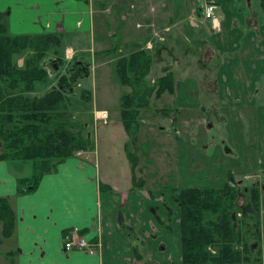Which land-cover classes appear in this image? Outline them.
<instances>
[{
    "label": "crops",
    "instance_id": "0c3cea01",
    "mask_svg": "<svg viewBox=\"0 0 264 264\" xmlns=\"http://www.w3.org/2000/svg\"><path fill=\"white\" fill-rule=\"evenodd\" d=\"M203 1L0 0V12L7 13L10 34L62 35L65 63L83 62L89 75L90 68L96 64L108 67L114 55L125 56L146 49L148 42L155 49V55L160 50L181 45L183 48L179 49H189V59L194 64L198 59L195 55H204L207 48L204 49L206 45L203 42L208 40L214 49L213 56L202 68L212 67L215 80L208 82L205 91L212 92L217 104L224 108L254 109L257 144L261 145L259 157L255 156L250 164L255 165L252 174H257L258 170L262 175L264 107L254 108V104L258 93L256 83L264 82V65H260L263 64L261 61L264 62V24L249 21L245 13L239 11L236 0H209L217 2L223 13L220 31L212 32L201 17L194 21L189 19L190 11ZM153 31L160 32L164 40L152 37ZM192 41L197 44V54L190 46ZM45 61L53 64L51 59L46 58ZM110 73V77L105 74L102 81L110 82L114 71L110 70ZM110 87L115 88L113 82ZM202 91L199 78L177 79L173 104L178 108H201ZM212 111L217 118L218 108L215 106ZM109 115V120L105 121L107 138H104L103 128L100 140L94 139L98 145L108 143L103 155L93 147V150L85 151L92 155L66 158L51 173L43 175L29 192L17 194V181L30 176L29 167L0 160V197L8 198L16 219L9 238L13 245L3 251L12 259L6 262L0 258V264H182L179 209L172 201L175 193L171 190L180 188V182L179 185L159 186V178H163L167 170L163 164L164 155H157L155 147L144 152L138 146V151L126 152L128 137L119 113ZM139 119L142 124L146 123ZM144 131L153 132L155 129L149 127L139 130L138 134L142 133L143 137ZM176 133L172 132V137H176ZM168 139L167 153L176 156L171 153V149L175 150V141L170 135ZM114 144L120 153L115 152ZM160 156L162 162L159 161ZM171 171L177 174L178 169ZM235 176L237 180L242 177ZM263 178L264 175L262 182ZM140 180L143 181L142 186ZM163 201L174 213L171 219L167 217ZM260 202L264 212V191ZM120 211L123 221L143 241V246H138L137 250L117 223ZM98 213L102 219L100 255L65 251L63 243L74 229L86 239H94ZM261 234L264 242V224ZM4 243L2 240L0 246ZM261 256L259 264H264V251Z\"/></svg>",
    "mask_w": 264,
    "mask_h": 264
},
{
    "label": "trees",
    "instance_id": "16d2710c",
    "mask_svg": "<svg viewBox=\"0 0 264 264\" xmlns=\"http://www.w3.org/2000/svg\"><path fill=\"white\" fill-rule=\"evenodd\" d=\"M7 18L6 12H0V160L30 162L31 176L17 181L20 195L33 190L43 175L74 151L93 150L88 145V133L80 134L71 118L72 109L87 111L92 93L90 88L76 89V97L75 84L85 77L88 67L83 62L65 63L62 35H13L8 31ZM19 57H23L21 67L17 65ZM46 58L53 61L47 62L53 72H63L57 76L56 85L47 73ZM150 62L145 49L113 56L112 67L122 88L119 117L128 138H137L140 112L151 106V98L175 95L172 72L158 77L154 86L148 84ZM172 120L176 122L175 115ZM128 147L127 141L126 152ZM240 182L229 179L220 188L171 189L175 193L172 201L179 209L182 264L260 263L264 251L260 197L264 185L255 181L241 187ZM162 203L171 219L173 211L166 201ZM154 216L158 218L155 211ZM117 223L136 250L143 246L123 221L121 211ZM14 227V210L7 197H0L1 236L8 238Z\"/></svg>",
    "mask_w": 264,
    "mask_h": 264
},
{
    "label": "rangeland",
    "instance_id": "374dc122",
    "mask_svg": "<svg viewBox=\"0 0 264 264\" xmlns=\"http://www.w3.org/2000/svg\"><path fill=\"white\" fill-rule=\"evenodd\" d=\"M239 3L243 11L248 14H245L246 17H248L249 10L246 7V1L240 0ZM251 9L255 10L254 12L256 13L258 11L260 12L257 16L252 15L255 17L252 19L257 20L256 24H264V11L259 10L258 0H251ZM216 17L219 22H222L223 13L220 8L216 11ZM188 39L191 38L189 37ZM203 43L206 45L204 49H207L202 57V53L194 56L198 58V62L196 60L194 64L189 59L190 52H187L189 49H179L183 48L181 45L169 50H160L159 53L157 52V55L154 54V48L145 49L150 55L151 60V69L149 72L151 79L148 81L150 86H154L157 78L164 75L167 71L172 72L176 80H183L188 77L199 78L203 90L201 92L203 106L197 109L175 107L173 104L175 95L170 96L164 94L158 99L151 98V106L140 112L139 118L143 119L146 123H139V130L143 131L144 129L146 130L152 127L155 131H144L143 137L142 133H139L136 139H134V136L128 138V145L130 146L128 147V152L132 153L134 150L138 151V146L140 148L142 147L141 149L144 152L155 147L154 149L158 152L157 155H164L163 164L167 166V170H165L163 178H159V186L165 184L166 186L179 185L178 183L180 182V188L186 186L220 188L226 180L231 179L236 181L237 178L235 174L241 176L242 174H252L255 168V165H251L250 163L254 161L255 156H258L261 144H257V127L254 121V109L250 107L224 108L217 104L216 97L212 92L208 93L205 91L208 82L215 80V75H213L214 69H212V67L209 68L208 66L203 69L202 66H205L204 63L212 58L214 49L209 44L208 40ZM190 46L192 47V51H195V54H197V44L192 41ZM252 46L254 47L255 44H252ZM202 63L203 65H201ZM261 63L263 64L260 65H264L263 61H261ZM97 65L98 64H96L94 68H90V75L87 73L83 79L77 80L79 85L77 83L75 84L74 93L76 97V89L90 88L92 99L88 104L87 111L77 112L72 109L71 118L75 121V129L78 130L80 134L84 136L87 133L91 134V137L88 139V145L93 146L97 152L99 151L100 155H103L104 150L106 151L107 148L106 144L108 143L104 142L98 145L95 142L100 140L103 128H105L103 131L104 138H107L108 128L105 126L106 124L104 121L109 120V114L119 113V94L122 88L119 85L115 73L110 82L102 81L105 74L109 76L111 75L110 70L114 71L112 67L113 62L110 63L108 67H105V65ZM46 67L51 70L50 72H52V74L49 77L53 79L56 85L57 76L63 74V72L58 71L57 73H53L50 66ZM112 82L115 85L114 89L110 87ZM256 86H258V93L255 97L256 102L254 108L260 106L264 107V82L261 80L256 83ZM215 106L220 112L217 115L218 120L221 119L220 121L212 114V110ZM104 109L108 112L107 118L105 120L94 119L93 110ZM197 114L200 116L196 117ZM174 115L176 117V122L172 120ZM85 122H87L88 125H85ZM108 125L112 126L111 123ZM210 127L211 129L208 130ZM106 130L107 133L105 134ZM174 131H177L176 137H172L171 135ZM261 131L263 132L262 128ZM169 135L171 139L173 138L175 141L176 145L173 146L175 150L171 149V153L176 156L169 155V152L167 153V151H169V145H167ZM109 138L116 140L114 136H109ZM94 139L96 140L95 142ZM112 147L115 149L116 153L121 152V150L117 151L115 144L112 145ZM85 154L88 156L92 155V153L85 152L83 154V152H81L79 156ZM161 159L162 157L160 156L159 161L162 162L163 159ZM259 161L261 163L260 159ZM12 163H17L20 167H25L27 165L30 169L29 174L31 176L32 168L29 161H12ZM176 167L178 169L177 174L171 171ZM256 173L257 176H254L250 180L244 179L245 176L248 175L242 176L239 179L242 180L241 187L250 186L255 181H258L260 184L264 183L261 179L264 175L262 171V175H260V171L258 170ZM11 236L12 234L8 238H4L0 234V242L2 240L5 241V243L0 246V258L5 259L6 262L12 259L5 256L3 253L4 250L11 248L13 245V242L9 239Z\"/></svg>",
    "mask_w": 264,
    "mask_h": 264
},
{
    "label": "built area",
    "instance_id": "2783aa9c",
    "mask_svg": "<svg viewBox=\"0 0 264 264\" xmlns=\"http://www.w3.org/2000/svg\"><path fill=\"white\" fill-rule=\"evenodd\" d=\"M218 9V4L214 1L205 0L199 5V12L201 13V18H203L210 26L213 32L220 31L221 22L216 17V11ZM198 16V12L192 9L189 13V19L195 20ZM168 28L165 29L167 31ZM154 38L159 41H163V35L158 31H153L152 34ZM152 44L150 42L146 43V48L150 49ZM94 119L105 120L107 118V112L103 110H93ZM105 122V121H104ZM82 151H75L74 155L79 156ZM253 176H245V180L251 179ZM96 236L93 240L86 239L80 234V231L74 229L68 235L63 243V248L65 251L78 250L87 254H98L100 255L102 250L101 232H102V219L101 215L98 213L95 225ZM214 252V251H212Z\"/></svg>",
    "mask_w": 264,
    "mask_h": 264
},
{
    "label": "flooded vegetation",
    "instance_id": "af4514ba",
    "mask_svg": "<svg viewBox=\"0 0 264 264\" xmlns=\"http://www.w3.org/2000/svg\"><path fill=\"white\" fill-rule=\"evenodd\" d=\"M239 1L240 0H236V2H237V4H238V9H239V11H242L243 13H245V14H247L246 12H244L243 11V8H241L239 5H240V3H239ZM244 1H246V7L248 8V10H249V16L247 17V19L249 20V21H251L252 23H257V20H253L255 17H253L252 15H256L257 16V14L258 13H260L259 11L256 13V12H254L255 10H252L251 9V0H244ZM258 8H259V10H262V11H264V0H258ZM195 10L197 11L198 10V7L197 8H195ZM248 15V14H247ZM253 18V19H252ZM22 64H23V57H22V59H21V61H20V65L17 63V65L19 66V67H21L22 66ZM243 176H245V175H243ZM248 176H257L256 174H248ZM252 177V178H253ZM251 178V179H252ZM243 179V178H242ZM250 180V179H249ZM237 181H241L240 183H242V180H236L235 182H237ZM261 259H262V257H261Z\"/></svg>",
    "mask_w": 264,
    "mask_h": 264
}]
</instances>
